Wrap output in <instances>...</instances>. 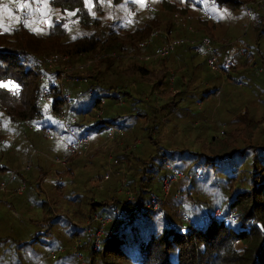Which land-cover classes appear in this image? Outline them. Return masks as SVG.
<instances>
[{
    "label": "trees",
    "instance_id": "1",
    "mask_svg": "<svg viewBox=\"0 0 264 264\" xmlns=\"http://www.w3.org/2000/svg\"><path fill=\"white\" fill-rule=\"evenodd\" d=\"M150 1L157 12H149L147 4L140 9L135 0H47L45 17L49 24L44 29L37 21L38 13L43 11L34 8L38 0H0V138L6 137L13 142L10 148L0 146L1 155L24 160L23 152L30 149V131L26 124L39 125L50 132L59 126L65 130L61 123L42 112L36 102L40 90L50 88L53 78L62 72L58 66L50 74L46 73L49 58L59 57L64 60L62 64H89L85 72L75 73L76 78L87 83L83 84L86 90L69 105V114L74 118L69 126L79 137L108 135L112 126L123 129L125 120L133 117L135 112L141 118L138 111L146 96L145 90L137 85V78L145 77V73L149 76L151 72L145 69L147 61L143 64L138 57H151L156 49L181 38L183 41L174 45L172 52L176 50L178 57L186 51L205 52L207 60L216 54L208 52L200 40L208 34L215 36L213 30L222 24L217 18L221 8L226 7L229 12L241 10L246 15V0H202L203 3L199 0H166L165 6L173 5L171 9L179 10L177 15L184 16L186 24L177 26L171 21L174 13H169L171 16L155 14L160 10L167 12L164 8L169 7L162 6L159 0ZM250 10L258 22L256 28H259L264 22V10L260 5ZM115 12L122 20H110L109 14ZM189 16L191 19H187ZM164 22L171 25L163 27L164 34L153 37L154 31L159 30L156 26L160 27ZM191 39L195 41L190 43ZM224 50V56L218 57L221 70L232 52L230 48ZM167 56L157 59L163 61ZM148 61L153 62L152 58ZM155 86L162 89L161 82ZM50 92L54 111L61 114L65 98L58 88H51ZM103 99L111 101L112 105L107 107L104 102L102 106ZM126 103L131 104V115L124 114L128 111L123 109ZM116 110H120V114L115 115ZM251 127L258 129L255 123ZM250 135L243 134L240 138ZM66 136L65 142H68L70 137ZM235 143L221 142L214 150L220 153L218 157L213 152L210 156H199L195 163L200 162L197 167H202L204 172H211L210 181L197 189L193 186L196 179L181 181H186L180 187L187 198L181 211L177 210L181 200L173 198L176 187L165 201L158 191L159 186L156 190V185L169 171L155 185L145 181L147 171L141 175L143 177L139 176L141 180L135 178L130 148L118 147L115 157L126 166L134 200H125L122 205L114 198L95 204L90 201L89 219L99 215L112 216L113 220L101 236L97 250L91 247L93 240L88 235L87 242L79 245L77 250H84L88 264L92 261L114 264L109 256L121 260L126 254L124 250L134 253V264H264V146L260 148L244 142L243 148H237ZM99 152L104 155L107 150L94 153ZM182 155L179 153V157ZM78 156L67 160L66 173L71 174L72 162L80 159ZM162 156L166 163V154ZM216 158L218 163L215 165ZM88 160L91 161V157ZM167 166L166 163L165 169ZM107 167L106 164L104 172ZM17 176L18 184L23 182L27 186L26 179ZM116 179L110 177L105 182H117ZM151 195L164 201L163 213L145 208ZM100 207H106L104 214L98 213ZM218 208L220 215L215 217ZM46 209L52 214L51 208ZM114 210L118 211L117 216L113 215ZM178 216L189 220L187 226ZM61 217H56L54 222ZM126 218L128 223H125ZM51 224L49 222L46 229ZM79 235L77 231L74 233L77 238Z\"/></svg>",
    "mask_w": 264,
    "mask_h": 264
},
{
    "label": "rangeland",
    "instance_id": "2",
    "mask_svg": "<svg viewBox=\"0 0 264 264\" xmlns=\"http://www.w3.org/2000/svg\"><path fill=\"white\" fill-rule=\"evenodd\" d=\"M165 1L159 0L162 6H165ZM199 1L203 3L202 0ZM135 2L140 9L147 4L149 12H157L150 0H135ZM258 2L259 0H246L244 5L250 9L259 6ZM45 4L47 0H38L34 6L38 12L43 11L38 13L37 21L44 29L49 24V20L45 17L47 13ZM165 7H169L164 8L168 13L158 7L160 12L155 14L171 16L169 13H174L171 21L175 25L186 24L184 16L179 15V20L175 18L179 10L171 9L173 5ZM219 13L217 18L222 20V24L220 28L213 30L215 36L208 34L200 40L206 48L203 41L207 39L215 50L213 53L216 54V66L219 70L210 72L207 63L210 58L206 60L203 51V53L186 51L184 55L178 57L175 50L163 61L159 59H152L153 62L147 61L145 69L150 71L151 75L147 76L145 73L146 75L143 74L145 77L137 78L139 82L137 85L145 90L146 96L143 97L145 101L143 100L139 107L140 112L138 111L141 118H138L135 112L133 117L125 120L124 135L119 140L114 139V142L111 141L106 145H103L107 141L105 133L90 135V147L93 151L88 156L78 154L80 159L72 162L74 165L71 166V174L66 173L69 163L65 167L57 163L68 160L65 149L67 136L63 133L64 129L59 126L57 130L49 131L54 137V140L50 141L41 132L39 125L28 127L30 125L26 124L30 131L28 132L30 149L23 152L24 160H17L13 155L0 154V185L8 177L13 176V182L7 185L5 190L0 191V264H88L86 253L82 249L77 250V247L87 242V235L92 238L91 236L101 228L99 222H92L96 215L89 219V202L93 204L109 202L114 198L122 205L126 200L124 194L119 192L118 181L108 183L101 179L105 173L104 167L108 165L107 158L111 147L114 148V153L111 152L112 156L118 147L130 148L133 154L130 160L133 165L132 171L136 168L135 178L147 171L145 181L155 185L158 179L169 171L168 168H176L179 171L183 170L185 174L191 172L193 180L196 179L193 183L194 189H197L208 183L211 175V172H204L202 167H197L200 162H195L199 156L204 154L210 156L213 152L218 157L220 153L214 150L225 140L230 143L236 142L237 148H243L244 142L260 148L264 146V22L256 28L258 22L253 19L248 23L246 15L241 10L229 12L226 7H222ZM116 14V12L110 13V20H122V16ZM128 19L130 20V17ZM169 19L170 17L167 20ZM167 24L171 25L166 22L160 27L157 25L159 30H155L152 36L164 34L163 27ZM193 30L190 31L195 34ZM190 38L194 39L192 35ZM193 39L190 43L195 41ZM177 40L183 41L181 38ZM226 48H230L232 52L229 61L224 65V70H221L218 57L224 56ZM142 58L143 56L138 57L139 61L145 64ZM62 63L64 60L59 57L49 58L46 72L49 73L58 66L59 69L64 70L71 68L66 81L55 83L65 98L62 113L67 111L68 127H70L69 124L74 122V118L69 114V105H72L78 99V95L86 90V85L83 84L87 83L76 78L75 73L85 72L86 69L77 68L84 63L76 65ZM160 82L162 89L159 90L155 84ZM171 98H174L171 102L167 101ZM103 101L107 107L112 105L109 100L103 99ZM36 102L42 112L59 122L56 116L62 113L52 115L44 110L38 100ZM130 106V103H126L123 109L128 111L124 114L133 113ZM100 114L101 112L98 113ZM114 114H120V110H116ZM253 123L257 125V130L251 127ZM243 134L251 135L241 139L240 135ZM8 141L12 142L9 138H0V146L10 148L13 142L11 146H7ZM95 146L98 149L94 151ZM98 150H107V152L104 155L103 152L95 154L94 152ZM179 153L183 155L179 157ZM163 154L167 156V169ZM89 156L91 161L88 160ZM215 162L216 165L217 158ZM16 174L17 177L26 179L27 186L23 182L18 184ZM139 179L141 180L140 177ZM185 182L180 181L172 187L177 188L173 198L181 200L177 209L179 211L182 205L186 206L184 203L187 198L180 187ZM158 186L159 183L156 185V190ZM20 187L24 189L21 194L17 193ZM152 197L155 195H151L148 202ZM70 199L75 201L71 202ZM164 201H160L158 214L163 213ZM198 206L202 208L200 204ZM47 207L52 209V214L48 213ZM105 209L106 207H100L97 211L101 215ZM220 211V208L216 209L215 214H220ZM54 212L63 218L54 222L56 218ZM117 215L118 213L114 216ZM97 217L100 218L99 215ZM180 217L179 220L184 223L189 222L188 219L185 221ZM101 219H104V216H101ZM49 222H52L51 227L46 229ZM128 222L129 219L126 218L125 223ZM108 225L103 227V234ZM76 231L80 234L78 238L74 236ZM91 244L94 250L98 249L99 246H95L93 242ZM127 247L131 248L130 245ZM59 251L63 252L59 253ZM124 251H126L124 258L115 260V256L110 255V262L134 264V253L129 250ZM52 254L56 255L55 260L51 258ZM91 264L100 263L92 261Z\"/></svg>",
    "mask_w": 264,
    "mask_h": 264
},
{
    "label": "built area",
    "instance_id": "3",
    "mask_svg": "<svg viewBox=\"0 0 264 264\" xmlns=\"http://www.w3.org/2000/svg\"><path fill=\"white\" fill-rule=\"evenodd\" d=\"M261 7L264 10V0H259L258 2ZM244 9H245V13L248 19V23H251L253 21V17H252V12L250 9H248L247 5H244ZM176 19H180V16L176 15L175 16ZM183 19V18H182ZM181 41H173L170 42L168 45L163 46L161 48H158L155 50L154 54L150 57V56H144L142 58V60L144 61H148L150 60V58L156 60L159 57H164L167 56L169 53H171L173 51V47L174 45H178L180 44ZM204 45L206 46V50L210 53H213L215 50L209 45V41L207 39H204L203 41ZM146 43H144L143 45H145ZM208 67L212 70V71H218V67L216 66V57L212 56L210 57V59L208 60ZM89 66L88 63L84 64V65H78L77 68L79 70H84ZM48 70V68H47ZM62 72L58 73L56 75V77L53 78V81L51 82L50 88H45L40 90V92L37 95V100L39 102V104L44 108V110L52 115L56 114L54 111V107H53V101L52 98L50 96V89L51 88H57V85L55 84L56 81L60 82V81H66L67 80V75L68 73L71 71V68L68 67L66 68V70L61 69ZM47 73V72H46ZM50 74V73H47ZM70 77V76H69ZM81 82L86 83L85 80H82ZM89 95H91V92H89ZM101 104H104V101H101ZM56 118L58 119V121L64 126L66 134L70 137V140L68 142L65 143V149L67 151L68 154V159L71 156L74 155H78V154H82L83 156H88L93 150L90 147V140L88 136H82L79 137L76 135L74 129L68 127V113L65 110L64 113H62V115L60 116H56ZM30 125V124H28ZM28 127H31L28 126ZM41 130V132L44 134V136L48 139V140H54L53 135L49 134V131L46 129H42L39 128ZM124 135V131L122 128L117 127V126H112L109 131H108V135H107V141H105L103 143V145H106L108 143H110L111 141L114 142L115 140H119L122 136ZM12 142L8 141L7 146H11ZM94 151L97 150V147H93ZM114 148L111 147L108 153V158H107V163H108V167L106 172L103 175V179L102 180H109L110 177H115L118 179V183L120 186V190L119 192L123 193L124 196L126 197V200L128 202H133L134 200V196L133 193L131 191V188H129V183H128V176L126 174V166L124 163H120L117 158L115 157V154L112 156L111 152L114 153ZM67 161H57V163L63 167H65ZM115 168V169H114ZM169 169V174L164 176L159 183V191L162 195V200H165L167 198V196L169 195V193L171 192V189L174 185H176L175 183H178L180 181L183 180H188L191 181L193 180V176L190 175V173H183L182 171H179L177 169H173V168H168ZM11 182H13V176L9 178L8 181H5L3 183H1L0 185V191L5 190V188L7 187V185L11 184ZM23 187H20L17 190V193H22L23 192ZM160 201H158L155 197H152L150 199V202H148L145 205V208L148 210H153L155 212L160 211ZM118 213L117 210L113 211V215H116ZM220 215V214H218ZM217 214L214 213V216L217 217ZM113 220V218L111 217H107L105 216L104 219L98 218L97 216H95L92 219V222H99V224L101 225V228L94 233L91 237L93 238V243L95 246H99L100 243V238L101 236H103V227H105L106 225H108L109 223H111ZM183 220H187L185 217H183ZM89 225V223H88ZM63 251H59V253H62ZM78 255V254H76ZM51 258L54 260L56 258V255L52 254Z\"/></svg>",
    "mask_w": 264,
    "mask_h": 264
},
{
    "label": "crops",
    "instance_id": "4",
    "mask_svg": "<svg viewBox=\"0 0 264 264\" xmlns=\"http://www.w3.org/2000/svg\"><path fill=\"white\" fill-rule=\"evenodd\" d=\"M219 39V38H218ZM217 42H218V40H217ZM219 46V45H218ZM95 147H97V146H95ZM6 181V180H5ZM53 215H55L56 217H58V214H56V212H54V214Z\"/></svg>",
    "mask_w": 264,
    "mask_h": 264
}]
</instances>
